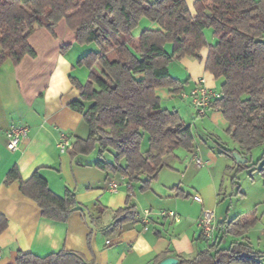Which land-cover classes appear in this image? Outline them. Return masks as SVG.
<instances>
[{"label":"trees","instance_id":"1","mask_svg":"<svg viewBox=\"0 0 264 264\" xmlns=\"http://www.w3.org/2000/svg\"><path fill=\"white\" fill-rule=\"evenodd\" d=\"M192 9L187 0H0V65L7 59L18 64L25 55H34L29 36L37 28L53 34L61 19L74 32L76 43L95 45L96 50L76 63L88 69L85 83L70 77L80 95L69 107L81 114L88 129L85 138L74 139L70 153L88 154L95 148L100 155L112 151L113 160L100 159L96 167L119 173L128 182L144 176L139 187L144 191L165 156L176 148L190 151L194 147L190 126L176 110L161 105L155 89L170 87L179 94L185 82L171 76L170 62L185 56L200 59L203 47H207L205 70L221 79V96L212 107L222 113L226 131L238 147L222 148L220 153L242 156L264 143V0H194ZM141 18L158 28H144L133 35ZM206 27L216 37L213 44L206 41ZM167 43L170 52L164 48ZM145 137L147 146L142 149ZM247 167L234 159V166L226 168L234 171V184L237 173ZM258 171L264 185V163ZM14 180L22 194L36 202L43 217L64 222L79 207L72 191L55 194L37 171L23 180L13 166L4 182ZM112 218L116 229L138 222L129 196ZM257 221L256 207L223 218L217 222V231L234 237L228 247L201 234L205 247L191 258L177 256L175 264H261L264 251L254 250L246 235ZM7 223L0 214V232ZM162 257L158 255L154 262ZM15 264L88 263L81 253L62 249L42 257L19 251Z\"/></svg>","mask_w":264,"mask_h":264},{"label":"crops","instance_id":"2","mask_svg":"<svg viewBox=\"0 0 264 264\" xmlns=\"http://www.w3.org/2000/svg\"><path fill=\"white\" fill-rule=\"evenodd\" d=\"M193 1L187 0L191 10ZM144 21L143 29L158 28L153 22ZM204 35L208 44L215 42L211 36ZM28 43L34 55H25L18 64L7 59L0 65V214L8 221L0 232V264H15L19 251L42 257L62 249L81 253L88 264H157L159 260L154 261L160 254H164L162 258L195 256L206 245L198 226L201 211L214 210L221 197L223 173L229 171L228 166H234L219 151L220 143L226 141L214 131L215 127L232 140L220 110L211 107L206 114L198 116L189 98L180 95L189 93L200 76L205 78L207 86L220 90L221 79H215L204 68L207 47L201 49L200 59L185 56L170 62L171 76L185 82L179 94L170 87L155 89L164 108L176 110L191 129L195 128L194 132L192 129L194 147L190 151L176 148L165 156L156 178L141 191L144 176L128 182L119 173L96 167L100 159L111 162L112 151L100 155L95 148L88 154L72 155L69 148L60 151L57 146L61 133L69 138L70 144L76 137L85 138L88 134L81 114L69 107L80 95L70 77L85 83L88 69L76 63L87 52L96 50V46L76 43L75 34L64 19L58 21L53 34L37 28ZM62 46L66 48L62 50ZM164 48L170 52L171 44H165ZM196 123L207 141L197 139ZM11 124L28 127L27 136L15 150L6 147V130ZM208 138H212L216 149L203 151V146H209ZM146 146L145 137L142 149ZM231 149L238 150L236 143ZM222 156L226 161L221 160ZM13 166L23 180L37 171L57 195L72 191L79 207L64 222L43 217L36 202L22 194L17 180L4 182ZM202 175L203 178L196 179ZM110 182L116 184L115 190L110 189ZM252 193L258 194L254 203L264 202L262 184ZM195 194L201 201L193 199ZM128 196L138 217L146 209L149 215L116 229L112 225L113 212L126 205ZM190 199L197 204L190 203ZM161 211H173L176 219L160 215ZM220 220L215 216V223ZM216 238L221 240L222 248L234 239L219 232Z\"/></svg>","mask_w":264,"mask_h":264},{"label":"rangeland","instance_id":"3","mask_svg":"<svg viewBox=\"0 0 264 264\" xmlns=\"http://www.w3.org/2000/svg\"><path fill=\"white\" fill-rule=\"evenodd\" d=\"M144 20L146 19L142 18L141 20H139L138 25L132 31L133 35L135 36L138 35L139 32L143 29L142 27L145 23ZM154 27H158V25L154 23ZM204 33H206L208 36H211L213 40L216 41V37L213 34V31L210 27L204 28ZM262 39L264 41V35ZM171 49L172 48H170V50ZM195 127L196 129H198V130H195L197 131L196 132L197 139L199 140L203 139L207 141V139L203 138L202 134L200 133L199 126L197 123L195 124ZM192 129L194 132L195 128L193 126H192ZM214 131H217V133L226 141L224 143H220V147H221L220 149L222 148L231 149L232 145L233 144L235 145V143H233L231 139L226 137L224 133L220 131L219 128L215 127ZM208 145H209L208 147L203 146L202 150L205 151L206 148H208L209 150L216 149V147L213 148L215 144L212 138L211 139L208 138ZM263 152H264V143L252 148L248 154H245L244 156H242L243 158H246L247 161L245 163L250 167H247L246 169L237 173V176H236L237 179H236L235 184L231 181L234 171L229 170L226 173H223L224 181L220 189L221 197L219 201L217 202V204L214 206V213L218 219H223V218L230 219L238 213L248 212L254 207H256V216L258 218V221L247 233L248 239L252 247L256 251H264V202L262 203L260 202L257 204L256 202L254 203L253 201L254 199L258 197V194L257 193L255 194L252 192L261 184L262 186H264L263 181L258 171L261 164L264 163ZM227 157L229 158L230 162L234 163V159L231 156H227ZM221 160L224 162L226 161V158L222 156ZM255 162H258V163H255ZM203 177L204 175H202L201 177L199 176L196 179L198 178L200 179ZM186 179L189 180L190 177ZM189 191L190 193H192V189ZM189 202L193 204H197L191 199L189 200ZM216 227H217V223H216ZM217 235H218V231L216 228L213 234V237L210 238L209 240L212 241L213 239L217 237ZM261 264H264V257L262 258Z\"/></svg>","mask_w":264,"mask_h":264},{"label":"built area","instance_id":"4","mask_svg":"<svg viewBox=\"0 0 264 264\" xmlns=\"http://www.w3.org/2000/svg\"><path fill=\"white\" fill-rule=\"evenodd\" d=\"M180 95L183 98L188 97L190 100V105L194 109L195 114L201 116L207 113V111L212 107L213 101L219 98L221 93L220 91L214 90L213 88L207 86L205 83V78L200 76L196 79L195 85L192 87L189 93L181 92ZM27 132L28 127L26 125L11 124L6 130V147L9 150L17 149L20 143L27 136ZM57 146L60 151H65L66 149L70 148L71 144L69 138L64 133L60 134ZM197 160L199 161V159ZM109 185L111 190H115L116 184L114 182H110ZM193 199L196 201H201L200 196L197 194L193 195ZM159 214L162 216H171L176 219L173 211H161ZM148 215L149 210L146 209L143 211V216H139L138 218L144 220V218H146ZM198 226L201 230V234L205 238L210 239L213 237V234L217 228L213 209H202L198 220ZM106 243H109V241L107 240Z\"/></svg>","mask_w":264,"mask_h":264},{"label":"water","instance_id":"5","mask_svg":"<svg viewBox=\"0 0 264 264\" xmlns=\"http://www.w3.org/2000/svg\"><path fill=\"white\" fill-rule=\"evenodd\" d=\"M233 158L235 159V161L237 163H240V164L245 163L247 161L246 158H243L237 152L233 153ZM176 262H177L176 258L166 257V258H163L162 260H160L157 264H175Z\"/></svg>","mask_w":264,"mask_h":264}]
</instances>
